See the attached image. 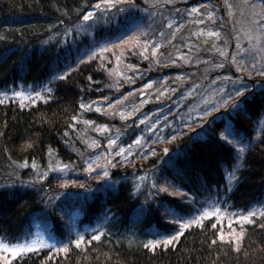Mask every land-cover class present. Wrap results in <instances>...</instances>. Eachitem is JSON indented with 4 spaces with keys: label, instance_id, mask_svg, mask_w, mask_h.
<instances>
[{
    "label": "trees",
    "instance_id": "trees-1",
    "mask_svg": "<svg viewBox=\"0 0 264 264\" xmlns=\"http://www.w3.org/2000/svg\"><path fill=\"white\" fill-rule=\"evenodd\" d=\"M127 1L84 39L99 0H0V237H57L0 264H264V0Z\"/></svg>",
    "mask_w": 264,
    "mask_h": 264
},
{
    "label": "rangeland",
    "instance_id": "rangeland-1",
    "mask_svg": "<svg viewBox=\"0 0 264 264\" xmlns=\"http://www.w3.org/2000/svg\"><path fill=\"white\" fill-rule=\"evenodd\" d=\"M167 2H172V0H167ZM130 4L128 3L127 0H123L122 3H117L116 7H110L107 10V14H105L104 12H101L99 9H96L94 12V16L95 18L93 20H89V21H82L80 25H78L75 29L77 30L78 33H80V35H83V38L86 39L87 38V32L90 33V25H92L93 28L95 29H101L100 32L105 33L110 27L111 29L113 28V25H111L112 23H114V21H116L119 18V21H117L115 23V25L117 26L118 24H120V20L121 19H130V17H133V15L137 14L138 12L134 11H130L128 9H130ZM101 7H104V5L102 4ZM117 8H123L124 11L123 12H118ZM208 15V13H204V16ZM212 16V14L208 15ZM213 19V18H212ZM92 21L94 22V24H92ZM80 31V32H79ZM82 32V33H81ZM70 34V39H72L74 32L72 33V31L69 33ZM208 35H211L210 33H207ZM256 34H254V38L252 43H254V47H255V55L254 57H259V59H261L264 62V45L259 44L260 42L257 41V38H259V36H255ZM75 36V34H74ZM90 36V35H89ZM76 39V38H75ZM89 39V38H87ZM94 45V41L91 40L90 38V46ZM209 86V91H215V88H212ZM212 92V93H213ZM7 94L6 92L2 91V89L0 90V97L2 95ZM200 96L201 97V101H203L204 94L201 93ZM212 95V94H211ZM194 103V100H193ZM198 105V104H192V107L190 108V110H193L194 107ZM213 104H205L206 108H213L212 106ZM190 113V111H189ZM197 116H201V113H196ZM71 206H68V208H70ZM68 208L66 209L68 211ZM72 219L74 220L76 218H78V215L76 214V212H74L72 214ZM35 240L37 243L36 245H32V241ZM57 241V237L56 235L49 229L48 225L46 226L45 223H43L42 221L39 220H35V221H31L29 223V225L25 228V230L20 233L17 236H2L0 237V252L2 254L3 257V261L5 263H9L14 257H16L17 255H14L12 252L10 251H6L4 245H7L8 248H15L18 244H26V245H31L33 247H37L41 244V242L43 244H47V245H54ZM43 246H39V248H41ZM26 253V252H25Z\"/></svg>",
    "mask_w": 264,
    "mask_h": 264
},
{
    "label": "snow or ice",
    "instance_id": "snow-or-ice-1",
    "mask_svg": "<svg viewBox=\"0 0 264 264\" xmlns=\"http://www.w3.org/2000/svg\"><path fill=\"white\" fill-rule=\"evenodd\" d=\"M122 2H123V0H99V2L94 6V8L95 9H99L101 12H104L105 14H107L108 8L116 7L117 3H122ZM102 4L104 5V7H101ZM130 7H135V5H130ZM117 11L118 12H123L124 9L123 8H117ZM192 11L196 12V11H199V9L194 8V9H192ZM94 18H95L94 12H86L83 15V17H82L83 21L93 20ZM209 19H211V15L209 16ZM213 35H217V34L213 33ZM104 50H106V49L104 47H101V51H104ZM153 51H155V50H153ZM145 59H147V57H145ZM261 74H264V69H262ZM47 91L51 92V89H47ZM237 94L240 95L241 93L238 92ZM14 95L19 96L21 94L20 93H14ZM37 95H39V94H37ZM80 107L84 108L85 105L81 104ZM97 111H99V109H97ZM229 135H231V132H229ZM223 139L225 140V142L231 143L230 141H228V137L227 136H224ZM110 143H114V141H110ZM137 143H139V141H137ZM121 151H123V150H121ZM236 151H237V153H239V152H243L244 149L243 148H237ZM24 166L26 167L27 165H24ZM63 167H67V166H63ZM237 167H239L238 159H237L236 164L233 166V172L227 173V175L231 176L233 179H235L236 177L234 175V172H235ZM61 170H63V169H61ZM107 175H108V173L105 172L104 176L107 177ZM41 179H43V177H41ZM160 190L161 191H165L166 189H160ZM197 211H199V210H197ZM215 214L216 213H211L210 214V213L205 211V212L201 213L198 216L197 215H193L192 218L188 219L186 222H182L183 217H181V219H177V220H174L172 222L178 224L180 229L186 230V229L192 228L193 225H200L203 219L208 218L210 215H215ZM257 215H259L260 217L264 218V211H259V210L250 211L247 215L240 216V217H238V219L241 220L242 222H247L249 224L255 225L256 221L253 219V217H255ZM258 226L261 229H264V224H259ZM183 235H184V231H182V230L181 231H177L175 235H171L165 240H157L155 242L149 241L147 244L143 245V247L150 248L151 250L155 251L157 245H162V246L173 245L174 242H176L177 238L180 237V236H183ZM102 236H103V232H97L95 235L91 236V239H88L86 241L85 237L83 235H78L77 238L74 241H72L70 239L69 240V244H75V246L77 248H79L82 245L91 244V243H93V241L101 240ZM242 237H243V232H241L240 236H237L235 238V250L237 252H239L241 250L240 249V240H241ZM219 240L220 241H224V235L223 234H221L219 236ZM232 242L233 241H231V240L229 241V243H232ZM36 243L37 242L35 240L32 241V245H36ZM212 243L215 244L216 241H212ZM39 246L54 247L53 245L43 244L42 242H41V244ZM39 246L33 247L31 245L18 244L15 248H8L7 245H4L6 251H10L14 255H17V256L21 255L22 253L29 252V251H38L39 250ZM56 250L57 251L68 252L69 247H68V245H65L64 248L56 249Z\"/></svg>",
    "mask_w": 264,
    "mask_h": 264
}]
</instances>
